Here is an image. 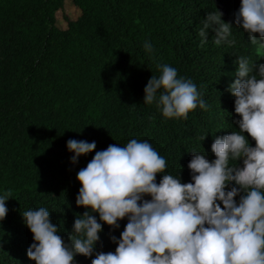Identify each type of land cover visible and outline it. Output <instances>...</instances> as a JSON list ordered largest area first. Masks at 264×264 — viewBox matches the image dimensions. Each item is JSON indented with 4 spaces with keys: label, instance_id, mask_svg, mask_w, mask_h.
I'll return each mask as SVG.
<instances>
[{
    "label": "trees",
    "instance_id": "obj_1",
    "mask_svg": "<svg viewBox=\"0 0 264 264\" xmlns=\"http://www.w3.org/2000/svg\"><path fill=\"white\" fill-rule=\"evenodd\" d=\"M64 1L0 0V195L11 190L0 221V264H36L27 256L34 242L22 214L28 210L48 209L58 235L69 242L74 220L86 211L76 205V174L111 144L148 141L167 161L162 174L191 182V152L214 160L215 137L239 131L228 91L237 56L264 63L263 38L257 33L259 41L251 43L235 24L241 0H70L77 13L60 27L56 13ZM218 10L232 24L235 44L216 45L209 30L201 45L202 21ZM159 64L195 83L207 110L198 106L187 119L165 118L155 103H144V88L159 76ZM69 139L95 141L96 149L73 163ZM233 165L242 160H230ZM93 215L103 226L96 251L114 252L111 236L119 239L127 217L112 229ZM93 258L95 253L77 254L75 264Z\"/></svg>",
    "mask_w": 264,
    "mask_h": 264
},
{
    "label": "clouds",
    "instance_id": "obj_2",
    "mask_svg": "<svg viewBox=\"0 0 264 264\" xmlns=\"http://www.w3.org/2000/svg\"><path fill=\"white\" fill-rule=\"evenodd\" d=\"M222 15L219 10L206 14L198 32L201 45L209 30L216 45L235 44L229 40L233 26ZM234 16L251 43L259 41L257 33L264 38V0H241ZM144 48L152 50L147 41ZM234 63L236 79L228 91L235 98L239 119L233 122L239 131L215 137L214 160L191 152L187 165L191 182L162 174L167 161L148 141L131 139L124 146L111 144L96 151L76 174L81 184L76 205L86 211L74 220L68 243L58 235L59 226L51 221L48 209L22 213L33 234L29 259L36 264H75L77 254L95 253L91 264H264V63L252 65L244 56H237ZM157 67L160 74L148 80L144 103H155L165 118L187 119L198 106L207 110L195 83L178 77L169 64ZM66 146L76 163L96 149V142L69 139ZM230 160H242V166H229ZM158 173L162 178L157 183ZM9 198L11 190L0 195V221L6 218ZM93 213L112 229L127 217L119 239L111 236L117 245L114 252L96 251L103 226Z\"/></svg>",
    "mask_w": 264,
    "mask_h": 264
},
{
    "label": "rangeland",
    "instance_id": "obj_3",
    "mask_svg": "<svg viewBox=\"0 0 264 264\" xmlns=\"http://www.w3.org/2000/svg\"><path fill=\"white\" fill-rule=\"evenodd\" d=\"M77 13V9L74 7L70 0H65L63 7L57 11L56 13V23L60 27H64L66 24V16L73 17ZM264 45V38L263 43ZM261 51L263 50V46L261 45L259 48Z\"/></svg>",
    "mask_w": 264,
    "mask_h": 264
}]
</instances>
